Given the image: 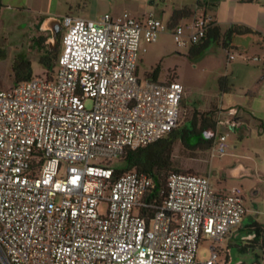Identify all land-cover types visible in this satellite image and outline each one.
Returning <instances> with one entry per match:
<instances>
[{"label": "built area", "instance_id": "obj_1", "mask_svg": "<svg viewBox=\"0 0 264 264\" xmlns=\"http://www.w3.org/2000/svg\"><path fill=\"white\" fill-rule=\"evenodd\" d=\"M211 22L65 17L53 72L0 90V264H228L218 245L241 228V188L174 173L156 205L152 176L110 165L166 138L185 113L180 82L140 79L147 47L167 28L178 47L197 46ZM251 61L264 67V54ZM235 126L225 112L216 121L211 158L229 154L220 127Z\"/></svg>", "mask_w": 264, "mask_h": 264}, {"label": "rangeland", "instance_id": "obj_2", "mask_svg": "<svg viewBox=\"0 0 264 264\" xmlns=\"http://www.w3.org/2000/svg\"><path fill=\"white\" fill-rule=\"evenodd\" d=\"M198 1L213 3L216 6L200 9L196 7ZM254 1L252 5H248L243 0H163L157 3V18L167 27L171 21L172 8L191 7L196 14L179 20L180 26L205 13L206 17L216 19L221 30L225 32L232 23L254 24L256 12L264 10V0ZM7 2L8 0H2L0 17V90L14 86L12 67L19 58L30 62L33 76L48 72L39 64L44 50H39L36 46L37 40L48 37V33L39 28L41 19L28 12L6 10ZM130 6L138 9L137 2L130 3ZM190 47L189 44L178 47L168 28L160 32L156 42L149 45L141 57L138 65L140 79L144 81L145 76L150 75L152 69L159 65V81L176 79L184 86L185 113L179 128L191 119L195 112L198 116L213 113L212 118L216 121L225 112L237 122V126L235 130H224L220 127L221 131L228 134L227 143L231 147L229 154L211 158L209 150L176 141L171 155L172 166L184 174L209 177L217 191L241 188L245 199L244 208L247 211L242 220L241 232L246 234L244 229L254 222L263 224L264 231V182L259 181V175H264V129L262 130L259 124V120L264 123V67L251 61L254 57L262 56L264 49L260 48L251 36H234L227 49L223 48L221 42L212 43L199 57L189 55ZM230 55H234L235 59L229 60ZM242 56L247 57L249 61H244ZM56 59H52L51 63L55 64ZM221 81L223 83H220ZM197 119L198 130L201 118ZM217 131L216 128L213 141ZM235 160L252 169L251 176L228 177L226 169L231 167ZM110 165L116 168L124 166L119 160H113ZM254 190H258L255 197L257 212L249 200ZM104 211L105 207H101L100 212ZM246 244V241L234 238L224 240L218 245L219 261L227 260L228 264H264V254L258 248L240 251ZM208 247V242L199 245L198 260L208 259Z\"/></svg>", "mask_w": 264, "mask_h": 264}, {"label": "trees", "instance_id": "obj_3", "mask_svg": "<svg viewBox=\"0 0 264 264\" xmlns=\"http://www.w3.org/2000/svg\"><path fill=\"white\" fill-rule=\"evenodd\" d=\"M201 2L196 3V7H201ZM194 15L188 7L181 9H174L171 13L170 20L173 22L190 18ZM255 33L252 29L246 26H231L227 31L221 32L220 28L211 22L205 39L202 44L191 46L189 55L192 57H199L208 50L210 44L221 42L224 49H227L231 44L234 36H245ZM47 38L37 40V47L39 50H44L39 64L44 66L48 72H53L55 64L51 63L52 59H56L59 52L51 51L46 46ZM59 42L61 35H58ZM45 45V46H44ZM15 83L17 85L21 82L27 81L33 77L30 62L26 59L19 58L16 60L12 67ZM160 74V66L157 65L152 69L151 74L147 77L152 80H158ZM220 83H223L222 81ZM222 85V84H221ZM197 117H200V128H196L198 123ZM213 113L198 116L195 112L191 119L187 120L182 127H178L168 134L164 139H161L147 147L140 148L134 151H127L124 156L119 160L123 162L124 166L115 170L116 176L127 171L135 170L137 172L148 174L154 179L156 188L153 191V199L156 205L162 203L166 192L167 179L171 174L181 173L179 170L173 168L171 162V155L176 141H180L183 145H193L203 150H210L213 144V136L216 130V120H214ZM235 122V121H234ZM236 123V122H235ZM260 128L264 129V124L260 123ZM263 233L261 231L257 234L256 238L248 241L246 245L240 248L241 252L247 251L249 248H258L264 254V241ZM258 257V256H256Z\"/></svg>", "mask_w": 264, "mask_h": 264}, {"label": "crops", "instance_id": "obj_4", "mask_svg": "<svg viewBox=\"0 0 264 264\" xmlns=\"http://www.w3.org/2000/svg\"><path fill=\"white\" fill-rule=\"evenodd\" d=\"M160 1L163 2V0H28V1L8 0V2L5 5V9L6 10L15 9L17 10V12H28L29 14H32V16L40 18L41 19L40 24L42 23L43 20L50 17L60 19L62 24V20L65 17L96 20L100 16L106 13L117 15L122 12H128L129 14H131V16L135 18H140L147 15H152L154 17H157L158 14L157 3ZM133 2L138 3L137 10L131 8L130 3ZM243 2H245L248 5H252L255 1L243 0ZM201 3L203 5L197 8L203 9L209 6L211 7L216 6L213 3H207V2H201ZM188 8L194 11V15L196 14L195 13L196 11L193 8L191 7ZM174 9L175 8H172V11ZM203 15H205V13ZM0 17H2V0H1ZM213 22H215V24L221 30V27L217 22V20L214 19ZM40 24H39V28H40ZM233 25L246 26L252 29L255 33L240 37L251 36L254 39V42L257 43V45L260 48L264 49V10H258L256 12L255 22L252 25L240 22V23H232L230 27ZM221 32L223 31L221 30ZM47 33L49 36V32ZM260 123L261 121L259 120V124ZM236 126H237V122H236ZM235 128H232L231 130H235ZM239 166L243 168L241 174L245 172L251 174L253 172L252 169H250L246 165H243L240 161L235 160L233 161L231 167L226 169V173L228 177L230 170ZM229 238L233 239V235L230 236Z\"/></svg>", "mask_w": 264, "mask_h": 264}, {"label": "water", "instance_id": "obj_5", "mask_svg": "<svg viewBox=\"0 0 264 264\" xmlns=\"http://www.w3.org/2000/svg\"><path fill=\"white\" fill-rule=\"evenodd\" d=\"M0 9H1V0H0ZM62 29L63 26L61 24V20L53 17L43 20L42 23L40 24L41 31L49 32V36L47 37L45 42L49 50L56 52L59 51L60 42L58 40V35L61 33ZM242 171H243L242 167L240 166L236 167L230 170L229 177L240 178L243 176H251L250 173H246V172L241 174ZM252 193L257 194L258 190H254ZM255 208H257V204L254 205V209ZM263 241H264V233H263Z\"/></svg>", "mask_w": 264, "mask_h": 264}, {"label": "flooded vegetation", "instance_id": "obj_6", "mask_svg": "<svg viewBox=\"0 0 264 264\" xmlns=\"http://www.w3.org/2000/svg\"><path fill=\"white\" fill-rule=\"evenodd\" d=\"M256 195L257 194H253L251 192V194L249 196L250 204L252 205L253 209H254V205L256 204L255 203ZM254 211L257 212V208H255ZM262 228H263V224H259L257 222H254L244 229L246 234H243L241 232V230H242V228H241V229L234 232L233 238L243 240L246 242L251 241V240L255 239L257 234H259L262 231Z\"/></svg>", "mask_w": 264, "mask_h": 264}]
</instances>
